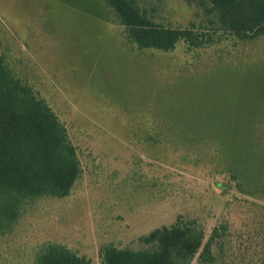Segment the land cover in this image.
Returning a JSON list of instances; mask_svg holds the SVG:
<instances>
[{
    "label": "rangeland",
    "instance_id": "1",
    "mask_svg": "<svg viewBox=\"0 0 264 264\" xmlns=\"http://www.w3.org/2000/svg\"><path fill=\"white\" fill-rule=\"evenodd\" d=\"M146 2L167 25L200 21L182 0ZM0 54L65 124L82 166L67 198L41 201L0 235V264H35L48 242L102 264L105 244L137 248L179 216L208 236L228 220L229 264H264V200L239 205L218 188L230 184V159L182 128L240 98L264 100V38L139 50L101 0H0Z\"/></svg>",
    "mask_w": 264,
    "mask_h": 264
},
{
    "label": "trees",
    "instance_id": "2",
    "mask_svg": "<svg viewBox=\"0 0 264 264\" xmlns=\"http://www.w3.org/2000/svg\"><path fill=\"white\" fill-rule=\"evenodd\" d=\"M101 1L139 50L171 52L180 43L191 50L228 38L244 44L264 38V0H182L200 19L185 27L157 20L156 9L146 0ZM203 118L201 125L182 128L195 139L207 138L222 160L230 159V184L216 181V186L234 191L239 205L240 196L264 200V100L240 98L230 105V113ZM81 175L65 124L0 54V235L13 234L41 201L67 198ZM230 233L228 220L208 236L201 222L179 216L171 226L140 236L137 248L105 244L100 258L102 264H192L195 259L197 264H229ZM35 264L94 263L64 244L48 242L40 246Z\"/></svg>",
    "mask_w": 264,
    "mask_h": 264
}]
</instances>
